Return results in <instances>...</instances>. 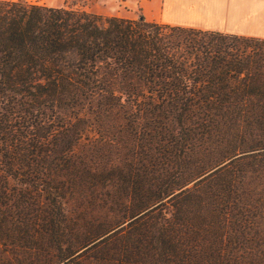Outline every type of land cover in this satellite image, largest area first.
<instances>
[{"label":"trees","instance_id":"obj_1","mask_svg":"<svg viewBox=\"0 0 264 264\" xmlns=\"http://www.w3.org/2000/svg\"><path fill=\"white\" fill-rule=\"evenodd\" d=\"M0 264H264V40L0 1Z\"/></svg>","mask_w":264,"mask_h":264},{"label":"crops","instance_id":"obj_2","mask_svg":"<svg viewBox=\"0 0 264 264\" xmlns=\"http://www.w3.org/2000/svg\"><path fill=\"white\" fill-rule=\"evenodd\" d=\"M151 2L153 0H125L124 6L143 13L144 7H149ZM154 3L157 6L155 16H151L148 22L264 40V0H157ZM144 19L147 21L146 17Z\"/></svg>","mask_w":264,"mask_h":264},{"label":"rangeland","instance_id":"obj_3","mask_svg":"<svg viewBox=\"0 0 264 264\" xmlns=\"http://www.w3.org/2000/svg\"><path fill=\"white\" fill-rule=\"evenodd\" d=\"M31 2L40 3L50 7H63L65 9H72L74 11H82L90 14L99 15L102 17H116L137 19L138 15H142L143 18L151 20V16H155V3L157 0H153L149 7L145 6L143 13L128 5L124 6L125 0H30ZM130 6H132L130 4ZM157 7V6H156Z\"/></svg>","mask_w":264,"mask_h":264}]
</instances>
